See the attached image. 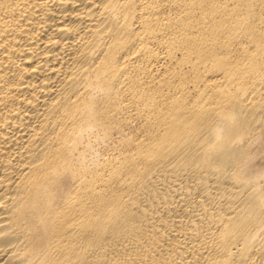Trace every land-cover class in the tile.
Segmentation results:
<instances>
[{
  "label": "bare ground",
  "instance_id": "6f19581e",
  "mask_svg": "<svg viewBox=\"0 0 264 264\" xmlns=\"http://www.w3.org/2000/svg\"><path fill=\"white\" fill-rule=\"evenodd\" d=\"M0 264H264V0H0Z\"/></svg>",
  "mask_w": 264,
  "mask_h": 264
}]
</instances>
